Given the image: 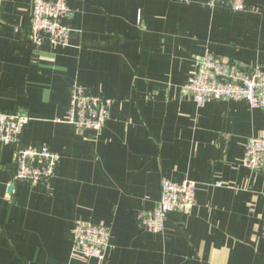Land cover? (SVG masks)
<instances>
[{"label": "crops", "instance_id": "obj_1", "mask_svg": "<svg viewBox=\"0 0 264 264\" xmlns=\"http://www.w3.org/2000/svg\"><path fill=\"white\" fill-rule=\"evenodd\" d=\"M31 3L0 2V110L28 116L22 146L46 142L60 159L50 183L29 186L0 145V264H264V174L241 164L246 141L264 137V106H198L182 90L207 48L264 68V0L243 11L67 0L65 45L31 43ZM74 84L108 100L98 131L66 121ZM164 179L194 181L196 201L156 233L137 213L158 203ZM79 221L108 227L103 260L72 255Z\"/></svg>", "mask_w": 264, "mask_h": 264}, {"label": "built area", "instance_id": "obj_2", "mask_svg": "<svg viewBox=\"0 0 264 264\" xmlns=\"http://www.w3.org/2000/svg\"><path fill=\"white\" fill-rule=\"evenodd\" d=\"M2 0H0L1 2ZM176 3H189L191 0H166ZM213 8L228 7L243 11L246 0H203ZM71 14L67 0H32L30 7V41L38 44L48 39L53 44L67 43L69 28L66 19ZM196 105L217 99H245L251 107L264 106V68L242 67L216 56L210 49L195 59V70L182 86ZM107 99L98 93H89L84 87L74 84L71 87L70 106L66 121L74 129L98 131L108 117ZM28 116L19 110H0V145L13 148L15 165L14 180L29 186L50 183L55 177L59 154L48 143L24 147L19 142ZM241 164L251 171L264 174V137L249 138L244 145ZM220 186L221 181H215ZM196 183L189 179L174 182L164 179L161 182L160 199L149 210L137 213L138 223L151 232H162L164 221L171 212H188L196 201ZM110 232L103 223L79 221L73 230L72 255L76 258L92 257L104 259L109 245Z\"/></svg>", "mask_w": 264, "mask_h": 264}, {"label": "water", "instance_id": "obj_3", "mask_svg": "<svg viewBox=\"0 0 264 264\" xmlns=\"http://www.w3.org/2000/svg\"><path fill=\"white\" fill-rule=\"evenodd\" d=\"M11 188H12V185L9 186V190H11Z\"/></svg>", "mask_w": 264, "mask_h": 264}]
</instances>
